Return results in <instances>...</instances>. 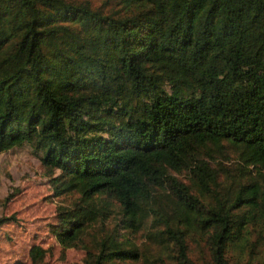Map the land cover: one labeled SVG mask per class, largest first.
<instances>
[{"label": "trees", "instance_id": "obj_1", "mask_svg": "<svg viewBox=\"0 0 264 264\" xmlns=\"http://www.w3.org/2000/svg\"><path fill=\"white\" fill-rule=\"evenodd\" d=\"M22 147L81 264H264V0H0Z\"/></svg>", "mask_w": 264, "mask_h": 264}, {"label": "rangeland", "instance_id": "obj_2", "mask_svg": "<svg viewBox=\"0 0 264 264\" xmlns=\"http://www.w3.org/2000/svg\"><path fill=\"white\" fill-rule=\"evenodd\" d=\"M56 206L38 161L26 147L0 154V218L15 219L0 226V264H81V250H64L50 235ZM32 248L44 252L41 262H31Z\"/></svg>", "mask_w": 264, "mask_h": 264}]
</instances>
